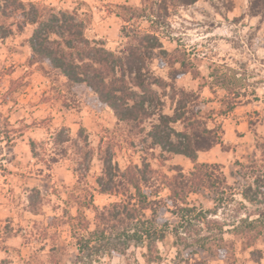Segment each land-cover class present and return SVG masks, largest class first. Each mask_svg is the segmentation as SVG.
<instances>
[{
	"label": "rangeland",
	"instance_id": "rangeland-1",
	"mask_svg": "<svg viewBox=\"0 0 264 264\" xmlns=\"http://www.w3.org/2000/svg\"><path fill=\"white\" fill-rule=\"evenodd\" d=\"M23 1L77 13L86 37L113 52L138 32H155L164 53L154 52L149 66L161 88L147 105L149 118L120 122L88 87L70 86L60 71L33 57L32 27H15L13 36L0 40V264H146L147 244L132 243L125 255L85 259L88 251L80 254L77 246L79 235H87L80 217L94 230L96 208L122 199L100 193L97 184L110 160L122 173L138 166L150 189L168 198L175 169L189 177L195 165L164 154L154 144L155 128L161 125V135L176 140L172 129L184 132L189 121L182 117L168 127L160 116L197 111L220 139L217 151L198 162L221 165L233 189L222 194L223 178L213 171L215 187L207 178V188L188 195L195 208L190 223L167 214L170 230L183 224L181 239L170 235L159 243L162 260L154 264H264V203L242 195L264 174V16H252V0L170 6L166 19L157 17L160 0ZM203 237L210 246L223 239L225 262L196 245Z\"/></svg>",
	"mask_w": 264,
	"mask_h": 264
},
{
	"label": "trees",
	"instance_id": "trees-1",
	"mask_svg": "<svg viewBox=\"0 0 264 264\" xmlns=\"http://www.w3.org/2000/svg\"><path fill=\"white\" fill-rule=\"evenodd\" d=\"M198 1L160 0L161 13L157 17L168 18L170 6L187 7ZM250 12L253 17L264 16V0H252ZM146 16L147 13L145 16L141 15ZM27 26L34 29L28 40L33 57L47 61L54 70L60 71L70 86L88 87L101 103L114 111L120 122L141 123L149 118L147 105L156 101L157 91L154 88H161V79L155 77L149 63L151 65V60L155 57L154 52L164 53L163 45L155 32L144 31L133 37L129 36L133 39L132 43L120 52H113L86 37V24L75 12L23 0H0V40L13 36L15 27L17 31H23ZM175 72L178 70L175 69ZM177 78L178 76L174 77V80L177 81ZM191 96L195 95H186L188 99H193ZM199 114L200 111L192 112L186 118L185 114L180 118L160 116L161 122L168 127L182 121V117L189 121L184 132L172 129L176 140H172L173 136L170 134L161 135L164 133L161 125L155 128L158 131L154 136V144L164 154L185 157L195 165L189 177L183 174L182 168L175 169L178 175L169 179L168 198L160 197L158 190L150 189V181L144 178L138 166L122 173L111 160L105 165L104 174L97 179L100 193L122 196V199L101 209L96 208L94 230H90L86 217H80V230L87 235H79L77 246L80 254L88 251L85 259L92 260L94 255L100 257L102 253L125 255L134 243V246L141 248L147 244L148 254L144 255L146 264H154L162 260L159 243L170 235L181 239L180 225L190 223L195 211L188 203V195L197 193L201 187L207 188V178L209 187H215L216 182L212 178L215 172H219L218 168H221L218 164L198 162L200 152H207L220 143L215 130L209 129ZM31 147L34 151V143ZM219 174L225 184L222 194L231 192L233 187L228 185L224 173L220 170ZM259 176L254 185L248 186L242 194L250 203H264V174ZM105 178L108 179L107 182H104ZM90 202L93 203L92 198L84 206L90 208ZM167 214L174 215L183 224L178 223L170 230L172 226L165 220ZM259 217L264 218V211ZM111 238L116 242H107ZM102 241H106V245L98 247L95 244ZM222 243L223 239L221 244L210 246L211 242L207 237L196 241L198 247L219 256L225 262L228 248ZM92 244H95L93 253L90 247Z\"/></svg>",
	"mask_w": 264,
	"mask_h": 264
},
{
	"label": "crops",
	"instance_id": "crops-1",
	"mask_svg": "<svg viewBox=\"0 0 264 264\" xmlns=\"http://www.w3.org/2000/svg\"><path fill=\"white\" fill-rule=\"evenodd\" d=\"M48 2H50V3H55V1L56 0H47ZM210 151V150H209ZM209 151H207V152H200L199 153V155H198V159H199V156L201 155V154H212V153H215L217 150H216V147H213L212 149H211V151L209 152ZM222 153V152H221ZM220 153V154H221ZM219 155V154H218ZM177 157H180V156H177Z\"/></svg>",
	"mask_w": 264,
	"mask_h": 264
}]
</instances>
